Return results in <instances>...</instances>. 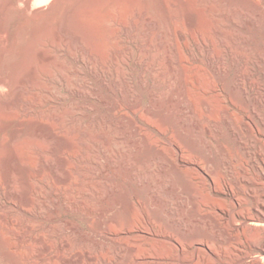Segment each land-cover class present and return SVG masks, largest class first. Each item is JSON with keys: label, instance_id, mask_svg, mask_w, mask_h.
Masks as SVG:
<instances>
[{"label": "bare ground", "instance_id": "obj_1", "mask_svg": "<svg viewBox=\"0 0 264 264\" xmlns=\"http://www.w3.org/2000/svg\"><path fill=\"white\" fill-rule=\"evenodd\" d=\"M123 3L131 9L132 22L137 20L133 18L138 3L143 6L141 13L146 10V0H0V90L14 93L10 100L0 93V116L18 104L23 106L21 88L36 72L34 58L49 62L66 47L71 46L68 53L73 52L69 50L74 42L86 45L87 41L99 53L102 48L106 51L107 42L114 48L112 54L108 51L111 55L101 52V67L89 69L87 81L78 79L84 92L93 98L97 88L101 90L98 86H104L126 99L125 107L137 115L130 122L125 118L106 121L116 129L114 133L93 130L95 122L89 133L81 129L84 135H79V128L80 133L71 131L78 135L64 137L56 154L58 163L51 161L56 140L41 141L35 184L17 185L20 181L8 176L7 168L8 177L3 183L0 180L5 192L4 200L0 199V220L7 210L20 211L31 222L38 219L47 225L59 216L51 208L61 191L63 205L90 224L87 238L81 241H92L99 252L88 249L86 242L83 246L71 242L77 221L67 220L59 230L34 236L31 222L25 220L23 232L10 231L14 241L4 243L0 236L6 248L2 258L11 253L13 264H81L85 260L90 264H264V0H198V24L190 33L178 34L185 53L171 55L170 51L177 52L173 46L163 58L155 56L140 76L138 88L127 79L130 62L121 54L128 45L119 51L121 38L111 31L114 24H121L125 34L130 31L126 19L122 22L126 13H121L122 18L115 14ZM97 24L104 29V47L96 42ZM76 54L70 59L79 69L87 55ZM44 64L46 69L48 64ZM81 66L79 70L65 66L67 75L72 71L83 75L85 67L81 70ZM53 73L48 70L43 75L48 82L42 74L37 76L35 84L40 88L49 82L56 85L52 83L58 84L57 80L63 84L67 76L56 80ZM144 90L149 94L148 104L142 103ZM120 101L112 102L110 110L122 107ZM28 106L24 111L30 112ZM93 110L90 103L92 117ZM3 128L0 125V132ZM3 141L0 160L23 165L18 146L13 145L16 142L5 152ZM25 143H31L29 138L21 146ZM51 166L54 184L42 174ZM40 197L49 200L41 204ZM7 220L13 223L11 216ZM33 239L34 249L18 253Z\"/></svg>", "mask_w": 264, "mask_h": 264}, {"label": "rangeland", "instance_id": "obj_2", "mask_svg": "<svg viewBox=\"0 0 264 264\" xmlns=\"http://www.w3.org/2000/svg\"><path fill=\"white\" fill-rule=\"evenodd\" d=\"M197 2H198V0H146V10H145L144 14L141 13L143 9L140 8V7H143V6L139 7V5L142 4V3H138L137 4V6H138L137 10L138 11H137L136 16L133 18V19H137V20L133 21V22L129 21V20L132 19V15L129 13V12H131V9H129L128 6L125 5V3H123L124 7L121 5L123 9L120 6L121 9L118 7L119 9L117 11H115V14L120 16L119 18H122L124 16V15L121 16L122 12H123L122 14H125V13L128 14L129 13L128 14L129 17L125 14L126 18H125V16H124V18H122V22L126 19L127 21L125 20L124 22L128 23L129 26H131V27H129L128 24H126L128 26L127 29L130 30V31H128L129 33H126V34L124 33L123 26L121 24H114V26L111 29V31L113 30V33H115L114 36L116 35V37H120L121 38L120 39V43H118L119 51H121V49H120L121 46H127L128 45L127 50H125L126 47H122L124 51L122 50L123 53H121V54H124V56L126 55L125 57L130 62V68L127 71L129 73L127 75V79L132 84H135L137 86V88L139 86L140 76L144 73V71L146 69L145 67H147L150 64V62L152 61V59L155 56L163 58L164 55H166L170 51L169 48L173 47V46L177 47V52H173V51L171 52L170 51L171 55L180 57V55L182 56V54L185 53L183 51V40L179 37L178 34H180L182 31L183 32L186 31L187 33L188 32L190 33L191 32V27L194 28L198 24V16L196 14L197 7H198V5H197L198 3ZM126 8H128V10ZM120 10H122V11H120ZM190 12H192V13H190ZM118 13H120V14H118ZM147 17H149V18H147ZM152 17H154V18H152ZM127 18H129V19H127ZM177 21H179V23ZM153 22H154V24H153ZM99 24H101V23H99ZM132 25H134V26H132ZM101 26L98 25V24L96 25V35L98 34V36H99V34L102 32L99 37L96 36V39L98 38L100 40V41H98V39H97V41H96L97 43H99L100 46L105 45V43L107 42V40L105 38L104 29ZM97 27L100 28V30H98L99 33L97 31V29H99V28H97ZM102 37H103V39H102ZM102 40H104L105 43ZM122 40H123V42H122ZM86 41L87 40H85V42ZM101 41L104 44H100ZM74 44L75 45H73V43H72L73 49L69 50V52H71V51H73V52L68 53V49H70L72 47L71 46L70 47H66L64 53L57 54L58 57L55 56L54 59L51 60L53 63L51 61H49V62L47 61L46 62V60H44L42 58H39V59L38 58H34V64H35V66H37L36 67V72H35L34 75H30L31 77H29V80L32 79V81L31 80L28 81V83L29 82L30 83L32 82V83L31 84L30 83L26 84L27 83L26 82L24 84V86H22V88H21V92L23 94L22 95V100H23L22 101V105L24 106L25 105L24 101H26V103L31 106L30 108L34 109V106L36 104V106H35L36 109H34V110L32 109L33 111L30 109V112L32 114L30 112L24 111L25 109L29 110L28 109L29 106L27 104L25 105L26 107H24V108H23V106L18 104L17 106H15L13 108L12 111H10L8 113L6 112L7 116L4 115L5 112L3 113V115L0 116V125L4 126L3 130L0 132V140L1 141L4 140L3 141L4 147H5V148H3V149H5L4 151L7 152V150H8L7 147L11 146L12 145L11 143L16 142L15 144L13 143V145H16V147L18 146V148L20 147V149H22V150H20V149L17 148L19 159L22 158V160L20 159V162L22 163V161L24 159V161H23L24 164L22 163L23 165H20L16 161H12L11 163H8L7 161L0 160V175L2 176L3 174H5L2 177L0 176L2 178V179L0 178V180H2L1 181L2 183L5 181L6 177L10 176L11 178H13L16 181V183L20 181L19 184L17 183V185H20L23 182L24 183L28 182V183H26L28 186H29V184H35V182L37 181L36 180V174L39 172L38 168L41 167L40 161H38V160H40L39 156L41 155V152H40L41 149L38 148V145L41 144V141H42V143L43 142L46 143V142L49 141V139H50V141L53 139L52 141H54V142L56 140V142H55V144H56L55 152H52V154H51L53 156L51 161L55 162V163H58L59 161H57V160H59V157L56 154L58 152L59 146L63 144V139H65L64 137L68 136V138H69V136L71 134L72 135L70 137H73L74 135H78L77 133H80L82 130H85V131H83V132H85V134L89 133V131H91L90 130L91 127L93 126L91 124L92 122H95V125H96L95 128L92 127L93 130L99 131V130L103 129L104 132L114 133V131H116V129L114 128V130H113L112 125H110V124L108 125V123L106 121L109 122V119L125 118V119H127L126 121L130 122L132 120V118L137 117V115L134 112L128 110L125 107L124 103L127 100L124 99L121 95L118 96L115 92H112L111 90H109L108 88H106L104 86H102V87L98 86V87H100L101 90H98V88H97V92L94 95V97L90 98L88 96L87 92H84V91H87L86 88L84 87V89H83L82 83L81 84L79 83V82H81V81H79L80 80L79 78L84 79V80H82V82H85V79L87 78L86 75H87V72H88L89 69H92V68L93 69L97 68L96 70L100 69V67H101L100 63L102 61L103 54L106 52L104 55H106V54L111 55L112 54V50H113L114 47L110 43L107 42V44H106L107 47L106 46L105 47L102 46V47L106 48L105 49L106 51H104L103 48L101 47L102 51L104 53H101L102 51H100V53H99V51H95L93 48H91L88 45L89 44L88 41L86 42V45L89 46V47H85L86 46L85 43H83V44L78 43L77 44L76 42H74ZM76 44H77V46H76ZM74 46H75V49H74ZM79 47H81V48H79ZM83 47H85L86 52L83 51V49H84ZM97 47L95 45V49H97ZM99 47H98V49L101 50V48H99ZM76 48H78V49H76ZM89 48H91V50L92 49L93 50L91 51ZM107 48L108 49L110 48L111 50L110 49L107 50ZM76 51L77 52L79 51V52L77 53ZM108 51L111 54H109ZM94 52L99 53L98 54L99 56L96 53H94ZM75 54L83 56V57H84V54L87 55V56L84 57L86 63L82 64V66H81V64H79V69H80V66H81V70H84L83 67H85V71H83L84 73H82V71L80 70L81 71L80 74H83V75H79V76H78V74H75V73L73 75V71H72V72H70L71 74H69V76H68L67 72L69 73V71H67L65 69V66H66V68L68 70H70V68H71V66L73 64L71 69L72 70H73V68H77L78 69V63H75V62H73L70 59V56H75ZM127 54H130V55H128L130 58L127 56ZM59 55H60V57H59ZM62 55L66 56V57H63ZM100 55H102V56L100 57ZM56 57L59 58L60 60L57 59ZM65 58H67V59H65ZM68 58H69V60H68ZM55 59L57 61H55ZM67 60L71 62V65H70V62H68ZM60 61L61 62L63 61V62L61 63ZM36 62L39 65H37ZM40 62H41V64H40ZM42 62H43V64H44V62L48 64V65H46V69L48 68V70L51 73H53L52 70H55V73H53V75H56V76H54L56 80H57V77H59L60 79H63L65 76H67V78L66 77L64 78V83L61 84L60 80H57L58 84L57 83H52V84H56V85H51V82H49L52 87L49 85V83H45L44 86L46 87V89H45V87H43L44 88L43 89L42 87L40 88L39 86H37L35 84L37 76H40L42 74L41 75L42 77L41 76L40 77L42 79L44 78L43 79L44 82L46 81L44 76H45V72L48 71V70L45 69V66H44L45 64L43 65ZM65 62H68V63L66 64ZM63 63H65V66H64ZM56 64H58V65H56ZM61 64L63 65V67H62ZM59 65L61 66L62 69H60L58 71V69L60 68ZM39 66H41V67H39ZM57 67H59V68H57ZM41 68H43L45 70H42ZM63 69L65 71H62ZM61 71H62V74H61ZM41 72H43V73H41ZM61 75H63V76H61ZM32 76H35V77L33 78ZM68 78H69V80H66ZM69 81H71L72 83L71 82L69 83ZM86 81H87V79H86ZM46 82H48V81H46ZM66 82L69 83V84H67ZM32 84H33V87H31ZM75 84H77L78 88L76 87ZM48 85H49V88H48ZM63 85H65V86H63ZM55 86H59V88H61V89L58 91V87H55ZM70 86H71V88L73 87V90L70 88ZM23 87H24L25 90L23 89ZM36 87H37V89H36ZM53 87H55V88H53ZM62 87H64V89ZM66 87L68 88V90L65 89ZM47 89H50V90H47ZM51 89H55V90H51ZM3 90H4V92H3ZM3 90H0V93L2 92L1 94H3L4 97L8 96V98H7L8 100H10L9 98H11V99L13 98L12 97L13 94H14L13 90H11V89H3ZM33 90L36 91V92L34 93ZM63 90H65V91H63ZM67 91L68 92L70 91L71 93L70 92L68 93ZM36 93H38L37 94L38 98L35 97ZM66 93H68V94H66ZM61 94H62V97H61ZM49 95H50V97L47 99V97ZM57 96L59 97L58 98L59 100L57 99ZM116 96H117V98H116ZM142 96H143L142 97V103L143 104H148L149 103V94H148V92L146 90L143 91ZM65 97H66V99H65ZM49 99H51V100H49ZM56 99H57V102L53 103V102L56 101ZM60 99H62L63 101L60 100ZM116 101H120V103H123V106L120 107L117 110H114V111L110 110V104L112 102L114 103ZM90 103L94 104V110H93V114L94 115H93V117H92V115L90 113ZM19 105L21 106V108H20ZM106 106H107V108H106ZM21 109L23 111H21ZM64 112H65V114H64ZM67 112H68V114H67ZM15 113H16V116L14 118ZM0 114H2V111L0 112ZM9 114L10 115L12 114L13 116L12 115L8 116ZM63 114H64V116H63ZM22 115H24L26 117H23ZM28 115H29V117H28ZM57 116L60 117L59 118L60 120L57 119L58 118ZM10 117H12V118H10ZM21 118H23V119H21ZM18 119L20 121H18ZM35 120H37V121H35ZM99 122H100V125L103 123V127H102V125L101 126L99 125ZM105 124H107V125H105ZM73 125L75 126V129L71 130V126H73ZM77 125H78V127H77ZM106 126H108V127L106 128ZM61 127H62V129H61ZM78 128L80 129V132H79ZM108 129H111L112 131L108 130ZM73 130L74 131L77 130V131H75L77 133L73 134V132H74ZM71 131H73V132H71ZM86 131H88V132H86ZM83 132H81L79 135H81V134L84 135ZM50 133L53 134L54 136L51 135ZM46 134L47 135L50 134L52 136V138H51L50 135L47 136ZM14 135H16L15 141H13L14 140L13 139ZM46 137L48 138V140H47ZM17 138H18V140H16ZM26 138L27 139L29 138L31 143H25V147H22L21 145L23 144V146H24V142H25ZM35 138H37V139H35ZM34 140L35 141L38 140V141L35 142ZM59 140L60 141L62 140V141L60 142ZM58 141H59V143H58ZM2 151H1V153H2ZM20 152H21V154H20ZM29 158H33V159H29ZM6 168H7V175L10 173L8 176L5 173ZM53 170H54V166L53 167L51 166V167L44 168V170L42 172L44 179L49 180L52 184H54V182H53V180H54V171ZM30 171H31L32 174L30 173ZM2 190H4V189L0 190V199H1V201L4 200V196H5L4 195L5 192L2 191ZM5 191L8 193L7 194L8 196L16 198V195L12 194L11 190L5 189ZM54 198L57 201H55V205L52 206L51 209H53V211H51V212H53L56 216L57 215H59V216H57V218H55L53 221L49 222L47 225L43 224L42 222H39L38 219H34V220H32L33 222H31L30 220H28L27 217H25V215H23L24 213L22 214L20 211H17V212L15 211L14 212V211L7 210L8 211L7 213L9 214L8 215L9 217L6 215L7 213H5L4 215L7 216V217L4 216V218L0 220V232H1L0 236H1V238L3 236L4 239H6V240L3 239L4 243H5V241H6V243H8L9 241L10 242L14 241V239H13L14 237L11 235L12 233H10V231L13 230V232H17V234H18V232L19 233L23 232V230H21V229H22L23 224L26 222L25 220H27L26 223H28V221L31 222V225H32V228H33V229H31V232H32V234L34 236H36V235L38 236L40 234L46 233V230H47V232L49 230H51V231L52 230H59L60 228L63 227V225L68 220L69 222H76L77 221V224H78V228L75 231L76 234L73 232L71 234V236H70V240H72L71 242L74 245H79L80 244L79 246H83L82 243L86 242L84 245L85 246H89V247H87L88 249L89 248L92 249L93 252H96V250H97V252H99V249H96L97 247L95 246V244L92 245L93 244L92 241H90V240H86L84 242L81 241V240H84V239L87 238L84 235H86L87 232L90 230V224L88 222H86L85 220L79 218L78 214H76L75 211H71L70 209L68 210L66 208V206L63 205L64 204V202H63V194H62L61 191H59V193L56 194V196H54ZM35 199H37V198H35ZM39 199H41V201L39 200V202L41 204H42V201H44L43 202V204H44V203L48 202L47 199L49 200V198L46 199V197H40ZM37 201H38V199H37ZM80 207L84 208V205L80 204ZM4 212H6V211H4ZM25 212L27 214L33 213V211L32 212L31 211L30 212L25 211ZM10 216L13 219V223L12 222L10 223L9 220H7V219L10 218ZM5 218H7V219H5ZM33 225H34V227H33ZM11 227H13V228H11ZM28 242L18 250L19 251L18 253L23 255V254L28 253V251L31 250V248H33V249L35 248L36 242H35L34 239L30 240ZM87 242H88V244H87ZM90 242H92V244ZM93 246H95V247H93ZM5 249L6 248L0 243V264H13L15 256L12 255L11 253H9L11 256H9V254H7L5 256L6 258H2L3 255H4L3 251H5ZM92 250H90V251H92ZM1 258H2V260H1ZM84 262L81 263V264H90L86 260Z\"/></svg>", "mask_w": 264, "mask_h": 264}]
</instances>
